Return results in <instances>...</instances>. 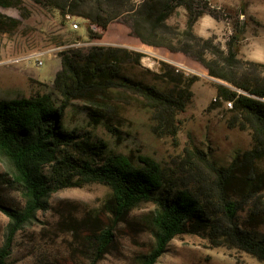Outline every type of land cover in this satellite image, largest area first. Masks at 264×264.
I'll return each instance as SVG.
<instances>
[{
    "label": "trees",
    "instance_id": "trees-1",
    "mask_svg": "<svg viewBox=\"0 0 264 264\" xmlns=\"http://www.w3.org/2000/svg\"><path fill=\"white\" fill-rule=\"evenodd\" d=\"M30 1L57 15L62 27L74 30L71 22L79 21L91 42L103 40L111 23L121 20L140 44L194 59L218 81L212 105L231 102L226 124L248 133L250 148L235 153L227 166L193 143L168 166L147 154L113 150L93 131L103 127L119 133L116 125L122 124L127 107L146 116L152 134L176 139L179 116L191 102L197 77L159 61L151 74L166 86L158 89L131 73L150 74L141 65V52L103 45L60 51L51 84L38 83L29 96H0V212L7 219L0 264H9L15 236L37 221V214L49 211L59 215L58 229L78 244L73 252L83 254L87 264H98L114 246L115 228L128 223L130 212L142 204L154 206L148 227L153 245L139 264H156L169 243L182 236L264 264L259 230L264 228V77L255 73L262 65L240 67L236 46L222 57L212 40L194 33L196 22L211 13L207 0ZM0 8L29 17L23 0H0ZM179 8L185 12L182 29L168 24ZM18 25L12 19L4 24L0 15V29ZM92 184L109 190L100 211L77 217L69 210L75 204L50 203L59 191Z\"/></svg>",
    "mask_w": 264,
    "mask_h": 264
},
{
    "label": "rangeland",
    "instance_id": "rangeland-1",
    "mask_svg": "<svg viewBox=\"0 0 264 264\" xmlns=\"http://www.w3.org/2000/svg\"><path fill=\"white\" fill-rule=\"evenodd\" d=\"M23 2L29 13L27 19H23L15 8H0L4 24H7L9 19L19 22L13 30L7 26L0 29L1 97L13 92L29 96L37 90L38 83L51 84L60 67V51L89 48L92 45L129 47L131 42H137L129 25L123 24L121 20L111 23L103 40L91 42L79 21L71 22L77 23V29L62 27L59 17L54 13L35 7L30 0ZM207 2L211 13L196 22L194 33L203 39L212 40L216 51L222 57L232 53V47L236 46V58L241 63L240 67L248 68L249 63L262 65L256 67L255 73L264 77V0ZM168 24L179 29L184 28V10L179 8ZM152 51L156 53L155 56L141 52L145 55L141 65L148 69L150 74L136 69L137 73H131L135 74L137 79L163 89L166 85L151 74L157 72L159 61L173 67L181 65L190 71L187 72L188 75L198 79L191 87L193 96L190 104L179 116L180 131L177 138L152 134L147 127L146 116L134 107H127L121 114L122 124L116 125L119 133H109L105 128L99 127L93 131L96 136L105 140L110 148L117 152L147 154L166 166L171 165L190 143L205 151L209 150L212 159L219 166H227L235 153L249 149V134L230 129L226 124L230 117L227 103L220 101L219 105H212L216 97L213 84L218 81L210 80L203 67L189 56L158 49ZM36 54L40 56L31 57ZM27 57L31 58L23 60ZM38 61L42 62L40 67L37 66ZM77 122L83 123L82 116H77ZM116 135H119V139ZM3 170L4 167L0 163V172ZM108 196V188L92 184L59 191L52 195L50 203L52 206L60 202L66 205L75 204L76 208L70 206L69 210L72 215L80 217L86 212L100 211ZM12 197L19 200L17 195ZM153 209L152 204H142L132 210L128 223L119 224L115 228L114 246L98 264H139L141 257L153 245L148 230ZM240 216L245 219L246 212L240 213ZM37 219L15 236L9 264H51L54 259H59V264H87V258L83 254L73 252L78 246L74 238L58 229L57 223L60 219L56 212L39 213ZM6 224L7 219L0 212V245ZM136 225H139L140 231L136 229ZM259 230L264 234V228ZM156 264L257 263L246 254L212 248L209 243L195 236H182L169 243L166 252Z\"/></svg>",
    "mask_w": 264,
    "mask_h": 264
},
{
    "label": "crops",
    "instance_id": "crops-1",
    "mask_svg": "<svg viewBox=\"0 0 264 264\" xmlns=\"http://www.w3.org/2000/svg\"><path fill=\"white\" fill-rule=\"evenodd\" d=\"M77 44H79V43L77 42ZM124 47L129 48V49L134 50V51L143 52L144 54H147L149 56H151L150 54H152L154 56L156 54V53H154L152 51V50H154L153 48L146 47V46L140 44L138 41L137 42H135V41L134 42H131L130 45H129V47L128 46H124Z\"/></svg>",
    "mask_w": 264,
    "mask_h": 264
},
{
    "label": "built area",
    "instance_id": "built-area-1",
    "mask_svg": "<svg viewBox=\"0 0 264 264\" xmlns=\"http://www.w3.org/2000/svg\"><path fill=\"white\" fill-rule=\"evenodd\" d=\"M72 28L73 29H77L78 28V25H77V23H74L73 25H72ZM34 56H40V54H36V55H32L31 57H34ZM31 57H27V58H25V59H23V60H27V59H29V58H31ZM23 60H20V61H23ZM19 61H16V63H18ZM42 65V62L41 61H38L37 62V66H41ZM176 68V71H181V72H186L185 74H188L187 72H190V71H188L187 69H185V67H182L181 65H178V66H176L175 67ZM227 103V106H228V108H232V104H231V102H226Z\"/></svg>",
    "mask_w": 264,
    "mask_h": 264
},
{
    "label": "water",
    "instance_id": "water-1",
    "mask_svg": "<svg viewBox=\"0 0 264 264\" xmlns=\"http://www.w3.org/2000/svg\"><path fill=\"white\" fill-rule=\"evenodd\" d=\"M210 80H212V81H214V79H212V78H209Z\"/></svg>",
    "mask_w": 264,
    "mask_h": 264
}]
</instances>
